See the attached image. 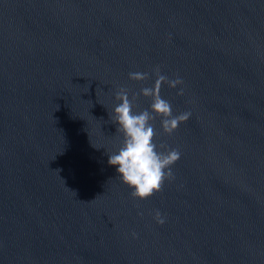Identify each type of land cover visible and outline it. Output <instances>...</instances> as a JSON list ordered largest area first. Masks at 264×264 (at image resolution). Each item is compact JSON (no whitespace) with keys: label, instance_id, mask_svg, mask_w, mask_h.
Returning a JSON list of instances; mask_svg holds the SVG:
<instances>
[{"label":"water","instance_id":"95a60500","mask_svg":"<svg viewBox=\"0 0 264 264\" xmlns=\"http://www.w3.org/2000/svg\"><path fill=\"white\" fill-rule=\"evenodd\" d=\"M157 66L191 115L134 199L110 117ZM0 264H264V0H0Z\"/></svg>","mask_w":264,"mask_h":264},{"label":"clouds","instance_id":"9594fccd","mask_svg":"<svg viewBox=\"0 0 264 264\" xmlns=\"http://www.w3.org/2000/svg\"><path fill=\"white\" fill-rule=\"evenodd\" d=\"M153 72L156 79L152 85L142 87L139 93L132 94L131 99L127 89L121 88L116 92L115 97L119 103L114 106L110 117L117 125V132L122 135V143L115 153L109 155L108 163L115 166L120 180L132 189L130 195L134 199H147L162 191L164 182L174 178L172 165L181 155L177 149H166L164 145L156 143L158 133L151 121L156 116L161 117L162 131L171 134L191 115L190 112L173 115L171 103L160 95L163 84L176 88L182 84V80L179 77L169 79L161 74L158 66ZM128 76L132 80L144 81L149 78V73L135 71L129 72ZM178 94H183L182 88ZM137 95L151 99L149 108L134 111L133 101ZM154 219L158 224L166 222L159 210H155ZM132 236L135 238L136 233H132Z\"/></svg>","mask_w":264,"mask_h":264}]
</instances>
